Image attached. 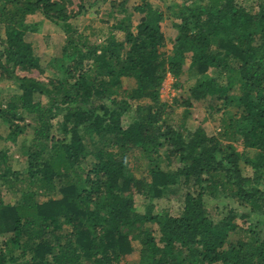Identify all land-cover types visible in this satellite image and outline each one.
<instances>
[{"label": "trees", "instance_id": "trees-1", "mask_svg": "<svg viewBox=\"0 0 264 264\" xmlns=\"http://www.w3.org/2000/svg\"><path fill=\"white\" fill-rule=\"evenodd\" d=\"M68 1L0 0V76L18 81L5 98L0 90V119L11 140L31 129L25 176L0 154V187L21 185L15 202L0 199V264H264V237L235 221L237 207L264 217V0H113L96 40L72 23L81 6L73 14ZM35 15L60 32L56 54L27 41L40 29L27 20ZM185 59L193 82L182 84ZM168 74L183 92L172 102L160 94ZM171 103L185 113L203 105L219 124L173 128ZM131 154L146 177L133 175ZM175 186L179 213L136 208L135 195L161 199ZM38 189L59 196L38 202Z\"/></svg>", "mask_w": 264, "mask_h": 264}, {"label": "rangeland", "instance_id": "rangeland-1", "mask_svg": "<svg viewBox=\"0 0 264 264\" xmlns=\"http://www.w3.org/2000/svg\"><path fill=\"white\" fill-rule=\"evenodd\" d=\"M113 0H69L68 10H70L73 14L77 12L76 16L73 17L72 23H74L79 30H83L86 34L90 35L92 40H96L97 38H102L106 36L107 32L109 31V26L112 23V20L106 17V13L111 9L110 3ZM141 0H127L125 2L126 6L132 7L133 4L139 3ZM150 3L156 7L164 8L167 4H169L170 0H148ZM186 0H174L176 3H180ZM255 4L256 0H246ZM117 2H120L118 0ZM124 2V1H123ZM249 4V3H248ZM138 13H135L132 17L133 23L136 22ZM30 22H38L40 23L39 31L36 33L28 34L26 39L29 41L36 54L43 55L46 51H49L51 55L57 53V48L60 46V32L55 26L51 25L47 20H42L40 16H28L27 18ZM162 30L165 32L169 40L167 41L166 45L163 47L164 50L167 52H171L172 43L171 39L174 36V29L171 26V22L168 19H165L161 22ZM116 35L120 38L121 33H116ZM189 66V59H185L183 62V74L180 77L179 83L185 82H193V80H187V76H191L192 71L188 69ZM209 72V71H208ZM197 75V72H194ZM14 74L17 76H26L35 78L38 80H42L46 82L48 80V73L47 71L39 72L38 70H21L15 69ZM191 79V78H189ZM17 80L15 78L3 77L0 76V90L2 96L5 98L7 95L12 92L17 85ZM132 80L128 79L124 81V86H131ZM175 79L171 75H167L164 79L160 94L164 100L168 102H172L171 100L177 96H182L183 92L180 88H176L174 85ZM145 102V101H143ZM169 112L166 114V121L170 124L173 128H178L180 125H184L187 130L194 129L197 125L201 122H206L208 126L211 128H215L219 124V120L221 118L220 114H215L212 119L208 118L205 113V109L203 105H196L189 109L187 113L184 112L182 106H177L175 104L170 105ZM29 124H31L30 119L26 120ZM126 123V122H125ZM184 131V130H183ZM11 129L9 124L3 122L0 119V154L6 155V164L12 168V170L22 171V176H25L24 170L26 167V159L24 156V152L21 149V145L24 139L29 138L31 134L30 127L24 129L23 133L16 136L15 139L11 140ZM184 134L185 131H184ZM86 145L88 148L90 147L89 142L85 140ZM238 150H242L243 148L238 145ZM251 155V151H250ZM130 167L131 171L134 176L136 177H146V169H145V161L142 159L141 156L138 154H131L129 156ZM245 174H250V169L244 167L242 165ZM20 183L15 182L14 186H9L8 184H4L0 187V199L7 202H15L20 195L19 185ZM57 186V185H56ZM55 189L53 191H45L44 189H38L36 191L35 200L36 201H44L49 197H58L57 193H55ZM182 195L183 190L179 187H171V191L169 193H164L161 199H146L141 195H135V206L139 211H144L145 208L152 206L153 212H162V213H170V214H177L180 212L182 208ZM222 199H211L208 201L209 206H214L218 203L219 207L221 208ZM239 213L236 217L235 221L238 223L240 227H249L253 226L256 231L261 233V236L264 237V217L262 216H254V215H242L244 209L241 207H237ZM213 215L219 216L221 209L215 207L212 210ZM147 227L152 228V224L148 223ZM136 252L132 255V257H136ZM129 257V258H132ZM135 259V258H134ZM133 261V260H131ZM130 261V262H131Z\"/></svg>", "mask_w": 264, "mask_h": 264}]
</instances>
